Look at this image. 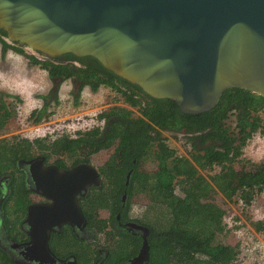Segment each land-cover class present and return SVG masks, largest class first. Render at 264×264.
Segmentation results:
<instances>
[{
  "label": "trees",
  "instance_id": "16d2710c",
  "mask_svg": "<svg viewBox=\"0 0 264 264\" xmlns=\"http://www.w3.org/2000/svg\"><path fill=\"white\" fill-rule=\"evenodd\" d=\"M3 36L5 31L0 29L2 52L12 45ZM16 50L24 53L22 47ZM26 56L46 69L49 77L58 79L52 95L49 92L42 95L43 105L31 111L34 121L49 115L46 112L49 101L57 100L59 84L69 78L80 82L74 93L75 102L85 85L96 90L104 84L119 92L129 106L114 105L101 111L99 117L105 119L102 127L77 129L73 135L62 132L33 138L18 134L0 137V173L14 165L17 157L34 153L54 157L56 163L66 166L91 162L92 154L111 149L98 165L100 183L91 185L79 196L87 227L96 235L104 231L118 235L104 264H116L135 253L140 244L138 234L117 230L109 223L120 207L123 188L127 191L129 208L133 196L143 194L146 198L141 213H130L150 228L146 264H234L238 243L229 241V230L223 221L225 209L213 200L212 193L219 192L228 200L236 196L249 204L258 191H264V164L258 170L244 171L234 163L247 140L255 132L264 133L260 113L264 110V95L229 87L212 108L186 113L174 100L146 94L92 56L72 53L44 58ZM130 106H136L138 113ZM0 108V128H3L13 110L5 103ZM229 117H233V125L228 123ZM164 131L184 135L190 144L187 154H178L166 142ZM141 162L154 164V170H141ZM215 165L219 169L211 173ZM130 167L133 170L126 186L125 174ZM104 209L108 215L102 216L99 211ZM250 224L255 231L264 233V217L251 219ZM65 235L70 236L66 238L72 241L75 254L88 264L87 253H79V239L69 226L52 232L50 237L61 240ZM0 264L18 263L3 253Z\"/></svg>",
  "mask_w": 264,
  "mask_h": 264
},
{
  "label": "water",
  "instance_id": "95a60500",
  "mask_svg": "<svg viewBox=\"0 0 264 264\" xmlns=\"http://www.w3.org/2000/svg\"><path fill=\"white\" fill-rule=\"evenodd\" d=\"M0 29L47 57L92 56L186 113L212 108L229 87L264 95V0H0ZM30 171L46 200L28 207L25 256L43 262L52 231L86 224L78 197L101 175L87 161ZM136 225L143 241L130 264L147 263L150 228Z\"/></svg>",
  "mask_w": 264,
  "mask_h": 264
},
{
  "label": "rangeland",
  "instance_id": "374dc122",
  "mask_svg": "<svg viewBox=\"0 0 264 264\" xmlns=\"http://www.w3.org/2000/svg\"><path fill=\"white\" fill-rule=\"evenodd\" d=\"M3 38L6 39V36ZM24 53L7 48L1 50L0 43V91L7 92L3 97L13 110L12 117L3 128H0V137L20 136L33 138L37 136H54L59 132L73 135L77 129H88L96 124H102L99 113L102 110L121 103L127 105L122 96L108 85H100L92 90L85 85L79 92L75 102L74 93L78 86L71 79L63 80L58 87L57 100H50L46 112L39 121H34L30 115L34 108H40L45 102L42 95L52 88L51 80L46 69L37 63L29 61L26 55L44 58L41 53L26 46H21ZM57 90V89H56ZM17 97V99H14ZM261 115L264 119V110ZM233 125V117L227 119ZM166 142L176 149L178 154H187L190 144L181 133L164 131ZM111 149L99 150L92 154L91 163L98 167L108 156ZM238 169L244 171L258 170L264 164V133L255 132L242 147V153L234 162ZM259 166V167H258ZM141 170H154V164H139ZM219 169L215 165L214 172ZM213 200L225 209L223 221L229 230L228 238L232 243H238L239 253L234 264H264V233L257 232L250 224L251 219L264 217V191H258L249 204H244L236 196L231 200L224 198L221 193H212ZM146 198L143 194L133 196L130 201V213L137 215L145 206ZM106 215L105 210H100ZM106 231L99 234L101 243L111 238ZM106 236V237H105Z\"/></svg>",
  "mask_w": 264,
  "mask_h": 264
},
{
  "label": "flooded vegetation",
  "instance_id": "af4514ba",
  "mask_svg": "<svg viewBox=\"0 0 264 264\" xmlns=\"http://www.w3.org/2000/svg\"><path fill=\"white\" fill-rule=\"evenodd\" d=\"M11 43L12 45L8 46L7 48L16 50V48L21 47V45H18L14 42ZM49 78L53 86L49 89V93L52 95L53 90H55L56 88V83L58 79L51 77ZM71 80L74 85L79 86V81H75L74 79ZM4 94L8 93L0 91V105L2 103H5L9 108H11L10 105L6 103V100L3 97ZM13 98L17 99V97L14 96ZM117 105L123 104L118 103ZM124 106L129 105L127 104ZM131 108L133 109V111H135V113H138L136 106H132ZM0 111H2L1 108ZM11 117L12 116H10L8 120ZM8 120L6 121V123L8 122ZM102 122L103 123L101 125H96H100L101 127L104 125L105 119L103 117ZM6 123L4 124V126L6 125ZM41 156L44 157V159L41 161L42 163H39V160H41ZM133 162L135 163V161ZM50 163H54L64 168L71 166L59 165L55 162L54 157L47 158L41 153H34L28 156L17 157L14 160V165H11L6 171L0 173V254L5 253L10 259H12L15 263L18 264H85V261L83 259H80L72 250V241L67 240L66 237L70 239V236L67 235L61 236V238H63L61 240H51V237H49L51 255L50 258H48L47 260L40 262L38 260L29 259L25 256L29 239V235L26 231L28 225L25 220L28 207L32 203L46 200V198L36 190V184L32 177L30 167L34 164L47 165ZM132 170L133 168L130 167L127 173L125 174L126 179L124 181V184L126 186L129 185V175ZM104 210L107 213L106 215H108V210ZM109 223L112 224L113 227L117 230L124 232L129 231L131 233H136L140 236V244L136 252L132 255L126 256V258L124 259L116 261V264H130L131 258L138 253L143 241V228L139 227V225L136 224H144L139 222L138 219H135L134 216L130 214L126 188L122 189L121 204L115 214V219H112ZM86 224L83 226V228H73L69 224H63L60 229L54 230L52 232H60L63 226H69L70 229L75 233V237L79 239L78 245L81 246L80 250L78 249L79 253H87L88 264H104L109 254V248L112 247L113 244H115V239L118 237V235L112 236V234L109 233L108 235L111 239L106 243H101L98 240L99 235H96L93 229L88 228ZM148 234L149 231L146 234V237L148 236ZM141 264H146V262Z\"/></svg>",
  "mask_w": 264,
  "mask_h": 264
},
{
  "label": "built area",
  "instance_id": "2783aa9c",
  "mask_svg": "<svg viewBox=\"0 0 264 264\" xmlns=\"http://www.w3.org/2000/svg\"><path fill=\"white\" fill-rule=\"evenodd\" d=\"M59 133H62V131H61V132H59Z\"/></svg>",
  "mask_w": 264,
  "mask_h": 264
}]
</instances>
